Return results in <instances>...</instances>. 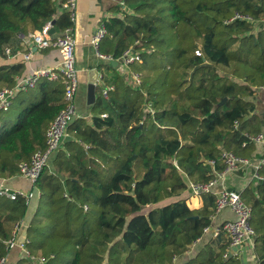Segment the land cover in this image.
Listing matches in <instances>:
<instances>
[{
  "label": "trees",
  "instance_id": "trees-1",
  "mask_svg": "<svg viewBox=\"0 0 264 264\" xmlns=\"http://www.w3.org/2000/svg\"><path fill=\"white\" fill-rule=\"evenodd\" d=\"M119 1L124 5L104 23L100 52L117 59L134 47L141 61L125 74L104 65L113 73L104 86L113 89L106 100L98 90L100 113L91 124H71L72 139L35 183L40 195L30 218L25 197L0 194V260L25 222L26 248L44 259L39 264H173L203 237L215 204L212 194L199 210L177 198L191 182L213 177L207 161L222 171L224 151L253 152L247 135L262 129L249 99L264 86V0ZM60 8L56 0H0V57L19 35L48 22L63 32L71 22ZM24 72L23 64L0 65V90ZM65 105L63 80L41 79L0 111V179L18 176L20 165L46 148L47 130ZM240 194L253 209L255 253L264 264L263 181ZM227 249L204 246L184 264H245L239 255L225 259ZM14 264L35 263L22 256Z\"/></svg>",
  "mask_w": 264,
  "mask_h": 264
},
{
  "label": "built area",
  "instance_id": "built-area-1",
  "mask_svg": "<svg viewBox=\"0 0 264 264\" xmlns=\"http://www.w3.org/2000/svg\"><path fill=\"white\" fill-rule=\"evenodd\" d=\"M61 6L59 12L66 11L69 14L71 25L63 32L51 34V29L54 27L52 22H48L45 27L36 32L28 34H21L16 40L20 41L23 45H35L39 49L47 50L54 49L60 52L62 57L60 66L56 69L40 68L35 70L32 75L26 77L16 78L13 87L0 90V111H6L12 104V99L20 92L27 91L28 89L36 87L41 79H48L57 81L62 79L65 86V107L58 113L52 121L46 133V148L37 151L30 161L23 162L19 167L18 177H22L32 183H36L37 179L41 176L43 170L50 162V159L64 146L70 138L69 128L71 124L79 118L76 107V96L79 88V71L76 66V37H75V24L78 17V1L79 0H56ZM120 5H124L122 1ZM235 19H247L248 16L237 15ZM107 34V29L103 23L92 37L91 44L95 48L99 58L107 62H119L126 69L131 65L141 61V55L134 50V47L127 49L120 58H114L112 55H104L100 52V45ZM15 40V42H16ZM6 46L3 50L4 56H13L16 50L13 48L14 43ZM197 55H201L199 51ZM32 53L24 54V60L30 61ZM130 74V73H129ZM136 84L141 83V77L137 73L130 74ZM102 80V78H101ZM100 82V81H99ZM113 87H108L103 91V97H108V92ZM239 127V122L235 123V128ZM247 138L253 144L264 146V133L260 132L256 135H247ZM221 162L224 165L222 171L216 169L217 161L209 160L207 165L213 169V177L204 183L191 182L189 186L190 193L194 196L202 197L205 194H212L215 197V211L210 216L211 224L204 229V235L211 234L215 239L225 235L229 241V248L224 254V258L228 259L231 256L239 255L238 251L245 244H250L255 248L257 232L252 224L253 209L250 205L245 203L241 194L229 190L225 186V180L230 175L239 171H245L247 174L252 175L253 180L264 181L260 171L264 169V153L261 157L251 159L236 155L231 151H224L221 156ZM4 179H0V194L11 200H15L19 195L27 199L28 203L35 197L34 193H20L13 191L9 186L4 183ZM225 209H230L236 216V220L227 221L219 226H214L213 221L215 217ZM25 222L17 224L15 229L14 239L9 242L8 256L0 260V264H7L9 255L14 249H20L23 256L30 258L33 263H43L44 259H38L31 255L26 248L28 242L25 238L21 243H17V235ZM234 248H239L234 252ZM177 258H174V262ZM174 264V263H173ZM259 264V263H257Z\"/></svg>",
  "mask_w": 264,
  "mask_h": 264
},
{
  "label": "crops",
  "instance_id": "crops-1",
  "mask_svg": "<svg viewBox=\"0 0 264 264\" xmlns=\"http://www.w3.org/2000/svg\"><path fill=\"white\" fill-rule=\"evenodd\" d=\"M119 0H79L78 1V17L75 24V37L77 42L76 47V66L79 71V88L76 96V107L77 112L79 114L78 119H86L89 124L92 123V117L96 113H100V109L96 108V102L99 96L97 94L98 90L102 88V91L106 89L104 86V79L110 80L112 78V71L108 68L104 67L108 62L102 58H99L95 48L91 44L92 37L95 32L99 29V27L109 20L112 17H115V13L112 11L113 8L119 4ZM125 9V7H123ZM60 13V12H59ZM14 49L16 50L13 56H4L0 57V65H16L23 64L25 66V72L22 77H26L28 75H32L35 70L40 68H51L56 69L60 66L61 63V55L58 50L54 49H39L35 45L25 46L20 41L16 40L13 44ZM31 52L32 57L30 61L24 60V54ZM108 55V54H104ZM121 64L114 65L115 68L118 69L119 72L125 74L124 69H122ZM125 68V67H124ZM94 69L98 73V85L96 91V102L92 105L88 104V85L90 79V71ZM126 70V68H125ZM127 72V70H126ZM127 75H129L127 73ZM102 78V80H101ZM100 81V82H99ZM105 100L106 98L103 97ZM249 101L253 102L256 107V111L253 115L257 116L261 121V129L264 133V86L257 89L254 97H251ZM107 115L102 114V117L105 118ZM75 120V121H76ZM74 121V122H75ZM73 122V123H74ZM72 123V124H73ZM70 132V131H69ZM70 134V138L68 141L72 139V135ZM67 141V142H68ZM66 142V144H67ZM65 144V145H66ZM71 153L68 152V155ZM264 153V146L259 144H254L253 152L249 158L255 159L259 158ZM247 158V157H246ZM263 177V176H262ZM4 183L9 186L13 191L20 193H34L35 197L30 201V209L28 211V217L30 218L37 206L38 197L40 192L35 188V184L31 181H28L22 177H12L9 179H4ZM257 181L261 180H253L251 174H247L245 171H239L227 177L225 180V186L232 191H236L241 193L250 183H257ZM184 199L187 202V205L195 210L202 209L204 206V198L194 196L190 191H185L179 198ZM215 211V204H214ZM213 211V212H214ZM148 213V210H145V214ZM236 220V216L230 209H225L221 213H219L214 221V226H219L227 221ZM26 224L21 227L17 235V243H21L26 238L25 231ZM212 246L217 252L221 249L222 246H226L229 248V241L225 235L220 236L215 239L211 234L203 235L197 242H195L190 250L182 257H176L177 260L174 264H184L192 259L197 252L203 248L204 246ZM244 249V251H243ZM228 250V249H227ZM240 259L245 264H257L258 258L255 253V248L250 244H245L238 251ZM243 254H247L245 258ZM23 256L20 249H14L11 251L9 255L10 263H17V261Z\"/></svg>",
  "mask_w": 264,
  "mask_h": 264
},
{
  "label": "water",
  "instance_id": "water-1",
  "mask_svg": "<svg viewBox=\"0 0 264 264\" xmlns=\"http://www.w3.org/2000/svg\"><path fill=\"white\" fill-rule=\"evenodd\" d=\"M53 26H54V22H52ZM55 29L54 27L51 29V34H55ZM118 65L119 62H113V65ZM98 73L96 70L92 69L90 71V79H89V85H88V95H87V98H88V104L89 105H92L96 102V91H97V85L99 84L98 81ZM226 101V99H224L222 101L221 104H223L224 102ZM263 184H264V181H263ZM239 248H234L233 251L236 252L238 251Z\"/></svg>",
  "mask_w": 264,
  "mask_h": 264
},
{
  "label": "rangeland",
  "instance_id": "rangeland-1",
  "mask_svg": "<svg viewBox=\"0 0 264 264\" xmlns=\"http://www.w3.org/2000/svg\"><path fill=\"white\" fill-rule=\"evenodd\" d=\"M122 67V69H124L123 71H125V73H126V70H125V68H124V66L122 65L121 66ZM14 111H16V110H14ZM13 111V113H12V115L15 113ZM1 125H2V122L0 121V127H1ZM1 129V128H0ZM149 209V208H148ZM21 251V250H20ZM243 251H244V249H243ZM22 253V252H21ZM244 255V257L246 258L247 257V254H243ZM10 259L8 258V262H7V264H13V263H10V261H9ZM35 264H39L38 262L37 263H35Z\"/></svg>",
  "mask_w": 264,
  "mask_h": 264
}]
</instances>
